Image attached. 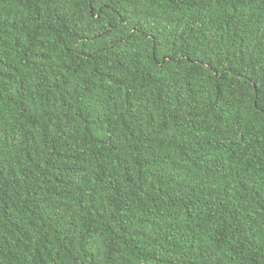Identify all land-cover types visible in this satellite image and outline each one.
I'll use <instances>...</instances> for the list:
<instances>
[{"label": "trees", "instance_id": "1", "mask_svg": "<svg viewBox=\"0 0 264 264\" xmlns=\"http://www.w3.org/2000/svg\"><path fill=\"white\" fill-rule=\"evenodd\" d=\"M0 264H264V0H0Z\"/></svg>", "mask_w": 264, "mask_h": 264}]
</instances>
